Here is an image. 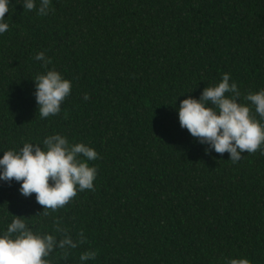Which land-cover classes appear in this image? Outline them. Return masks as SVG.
<instances>
[{"label": "trees", "instance_id": "1", "mask_svg": "<svg viewBox=\"0 0 264 264\" xmlns=\"http://www.w3.org/2000/svg\"><path fill=\"white\" fill-rule=\"evenodd\" d=\"M10 4L0 157L60 134L99 159L95 190L47 214L20 182L0 181V231L14 216L49 234L59 220L74 242L82 230L86 242L55 248L51 264H80L86 251L97 256L85 264H264V154L245 151L234 164L181 128L177 112L224 73L241 102L264 89V0H51L47 16ZM41 51L72 81L46 119L34 96Z\"/></svg>", "mask_w": 264, "mask_h": 264}, {"label": "clouds", "instance_id": "2", "mask_svg": "<svg viewBox=\"0 0 264 264\" xmlns=\"http://www.w3.org/2000/svg\"><path fill=\"white\" fill-rule=\"evenodd\" d=\"M24 11H35L47 16L51 0H17ZM10 0H0V35L9 30L5 14L10 12ZM45 69L35 76L34 96L42 119L56 116L61 105L71 94L72 81L55 70L49 69L52 60L43 51L34 57ZM228 73L222 75L218 84L206 87L199 99L189 96L181 101L178 120L181 128L187 129L192 137L208 144L216 153L230 154V161L242 160L258 150L264 154V89L249 92L241 102V92ZM87 93L83 99H89ZM253 109L255 115H253ZM259 117V119L256 118ZM40 143L24 142L19 149L3 151L0 157V181L20 182L19 192L24 197L36 194V201L48 210L56 211L67 205L77 192L95 190L94 181L98 174L90 162L99 159L97 151L86 143H70L66 136L48 135ZM14 216V215H13ZM27 218L14 216L6 230L0 231V264H51L48 259L55 248L65 254L86 242L81 230L74 242L60 221L54 222L55 233L33 231ZM63 239L57 243V236ZM95 251H86L79 256L80 264L94 260ZM228 264H249L246 258L231 259Z\"/></svg>", "mask_w": 264, "mask_h": 264}]
</instances>
